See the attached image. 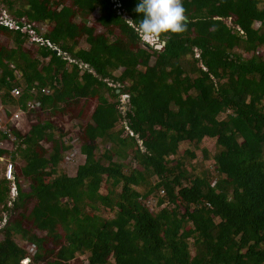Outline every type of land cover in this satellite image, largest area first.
I'll use <instances>...</instances> for the list:
<instances>
[{"label": "trees", "instance_id": "16d2710c", "mask_svg": "<svg viewBox=\"0 0 264 264\" xmlns=\"http://www.w3.org/2000/svg\"><path fill=\"white\" fill-rule=\"evenodd\" d=\"M138 2L0 0L17 27L0 23V102H40L0 137L18 189L7 208L0 173V264H23L20 243L31 264H264V0H183L187 30L158 45L126 21ZM93 103L69 177L53 122ZM197 150L214 172L190 165Z\"/></svg>", "mask_w": 264, "mask_h": 264}, {"label": "rangeland", "instance_id": "374dc122", "mask_svg": "<svg viewBox=\"0 0 264 264\" xmlns=\"http://www.w3.org/2000/svg\"><path fill=\"white\" fill-rule=\"evenodd\" d=\"M13 16L10 15L6 10L5 8H3V5L0 4V22L1 23H5V21H8L9 19H13L12 18ZM41 33L45 32V29L41 27L40 29ZM0 40L4 43H8V41L5 39V38H0ZM153 44H156L158 45V43L156 42H152ZM151 43V44H152ZM80 46L82 48L85 47L84 45V42H81ZM95 106V103L93 104H90L87 109H85V114L83 116L82 119H75V120H72V119H68V117H64L62 119V121H57V120H54L53 123L59 125L61 128H63L64 132L68 134V139H70L69 141L71 143L74 142V146L75 144L78 146L79 148V143H78V139L76 137V127L78 126V124L80 123L81 125H84L85 123H87V116L91 113L92 109L94 108ZM7 111L9 113H14L16 111V107L15 106H12L10 104H5L4 102H0V117H5L4 116V112ZM226 115L224 114L222 116V118H225ZM9 119V118H8ZM36 122V117H35V113L33 114H26V115H23L21 116V118L16 122V126L17 128L20 129V131L22 132H26L28 131L30 125L32 123H35ZM67 139V140H68ZM67 140H65L67 142ZM70 142H67L66 144L68 145ZM189 145H182L180 147V156L183 155L184 151L186 148H188ZM200 148L201 149H209L212 154H214V151H215V140H211V139H206L204 140V142L200 145ZM196 154H197V158L195 160H193L191 162L190 165H193L197 168V171H201L203 168H206V169H210L211 172H214V164L212 162V160H205L204 157H203V154L200 150H197L196 151ZM67 156V155H66ZM9 159V157H8ZM84 161V158L78 153L72 162H69V163H64L60 170L63 171L67 176L69 177H72L75 175V172H76V169L79 165H81ZM3 165H4V162H0V170H2L3 168ZM187 166L188 170H191V167ZM1 172V171H0ZM152 182L155 183L156 182V179H152ZM25 191H27V189H25ZM105 191L103 190V193ZM148 206L150 209H154L155 206H156V201H152L150 203H148ZM11 214V212L7 215V218L8 216ZM13 215V214H12ZM106 218H109L111 219L113 217V215H104ZM6 223H7V220H6ZM5 223V224H6ZM27 227H30L29 224H27ZM3 228V226L1 227ZM1 230V229H0ZM39 235H42L40 233H38ZM27 244V243H26ZM20 245L24 248H26L25 246V243H20ZM87 255L85 256H80L78 257L72 264H88V261H87Z\"/></svg>", "mask_w": 264, "mask_h": 264}, {"label": "clouds", "instance_id": "9594fccd", "mask_svg": "<svg viewBox=\"0 0 264 264\" xmlns=\"http://www.w3.org/2000/svg\"><path fill=\"white\" fill-rule=\"evenodd\" d=\"M134 11L141 15V19L126 21L145 43H158L169 33L182 34L187 30L188 17L183 0H139Z\"/></svg>", "mask_w": 264, "mask_h": 264}, {"label": "built area", "instance_id": "2783aa9c", "mask_svg": "<svg viewBox=\"0 0 264 264\" xmlns=\"http://www.w3.org/2000/svg\"><path fill=\"white\" fill-rule=\"evenodd\" d=\"M4 24L9 25L11 28H17L13 22H10V20L5 21ZM30 33L32 34V32H30ZM47 44L49 45V43H47ZM40 93L46 94V93H49V91L47 89H43V90H41ZM21 94H22V91L19 88H14L10 92V95L14 99H18L21 96ZM32 94H33V96H32L33 98L26 102L24 110L16 107V111L14 113H10L9 117H7L5 115V113H4L5 117H0V137L2 135H6L10 142L16 141L15 137L13 136V134L10 131L11 128L19 129L16 126V122L21 118V116L26 115L31 111L38 110L40 108V102L37 99L39 92L33 90ZM125 100H126L125 97H121L122 103ZM126 130H128V129L126 128ZM130 135H132V134L130 133ZM68 145L72 149L69 152H66L67 156L65 157V160H64L65 163L72 162L74 157L79 153V148L76 144L74 146V142L73 143L70 142ZM0 162H4L3 168H2V170H0L1 171L0 173H2V177L5 178L9 183L8 184L9 192H8V199L6 201V207L11 209L13 207V204H14L13 202L15 201V199L18 195L17 184L15 181L14 164L6 157H1ZM7 215H8L7 212L2 213V220L0 221V229H2L1 228L2 226L4 227L6 220H7ZM25 246H26V248H25L26 252L28 254H27V258L23 261V264H30V263H32V257H34L36 254V250L33 246H30L28 243L27 244L25 243Z\"/></svg>", "mask_w": 264, "mask_h": 264}, {"label": "water", "instance_id": "95a60500", "mask_svg": "<svg viewBox=\"0 0 264 264\" xmlns=\"http://www.w3.org/2000/svg\"><path fill=\"white\" fill-rule=\"evenodd\" d=\"M163 46H164V43H162V45H161L160 47H156V49H157V50H160L161 47H163Z\"/></svg>", "mask_w": 264, "mask_h": 264}]
</instances>
